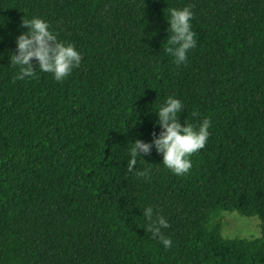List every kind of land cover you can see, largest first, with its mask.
Listing matches in <instances>:
<instances>
[{"label":"trees","instance_id":"1","mask_svg":"<svg viewBox=\"0 0 264 264\" xmlns=\"http://www.w3.org/2000/svg\"><path fill=\"white\" fill-rule=\"evenodd\" d=\"M189 5L197 43L177 67L167 9ZM34 17L82 56L61 82L36 60L13 82ZM169 97L182 127L211 120L206 146L186 175L154 146L129 173ZM148 206L171 248L145 231ZM224 212L261 236L224 238ZM0 264H264V0H0Z\"/></svg>","mask_w":264,"mask_h":264},{"label":"clouds","instance_id":"2","mask_svg":"<svg viewBox=\"0 0 264 264\" xmlns=\"http://www.w3.org/2000/svg\"><path fill=\"white\" fill-rule=\"evenodd\" d=\"M189 5L181 10L168 8L170 19L167 21L170 36L167 38V53L174 57L177 67L187 62V53L196 46V34L191 30L190 21L193 19L192 8ZM22 28L29 31L22 33L16 39V52L10 58L11 66H19V74L13 77V82L25 78L36 77L37 70L32 64L36 60L39 71L53 75L56 82H61L68 77L74 68H79L82 60L81 54L72 43L58 40L57 35L50 31V25L42 18L24 19ZM184 105L175 97L167 98L164 105L159 108L156 124L162 129L157 137L152 133V143H144L137 139L132 143L130 159L127 171L132 173L137 165V157L141 154L148 155L153 146L157 154H162L163 165L176 175H186L192 168L188 157L206 146L211 133V120L205 117L198 128L192 124L181 126L178 113L181 114ZM198 115V113L194 114ZM144 160V159H143ZM145 161V160H144ZM135 176L142 179H150L151 164L144 170L135 171ZM147 223L145 231L150 232L154 239H158L165 249L172 246L171 238H166L161 229L170 227L167 220L159 214L154 216L152 206L145 208L143 212Z\"/></svg>","mask_w":264,"mask_h":264},{"label":"rangeland","instance_id":"3","mask_svg":"<svg viewBox=\"0 0 264 264\" xmlns=\"http://www.w3.org/2000/svg\"><path fill=\"white\" fill-rule=\"evenodd\" d=\"M223 223L222 235L226 239L253 240L261 236L262 224L258 218H246L236 212L221 213Z\"/></svg>","mask_w":264,"mask_h":264}]
</instances>
